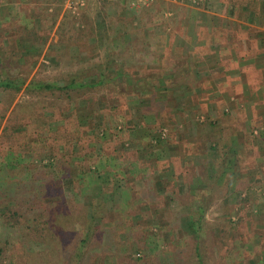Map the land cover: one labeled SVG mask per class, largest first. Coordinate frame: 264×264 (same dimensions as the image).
<instances>
[{
	"label": "rangeland",
	"instance_id": "obj_1",
	"mask_svg": "<svg viewBox=\"0 0 264 264\" xmlns=\"http://www.w3.org/2000/svg\"><path fill=\"white\" fill-rule=\"evenodd\" d=\"M108 64L123 74L71 96L24 89ZM0 76L23 80L0 90V163L91 159L113 183L83 264H191L201 204L207 264H264V0H0ZM41 114L48 145L32 153ZM23 231L8 249L43 264L48 241Z\"/></svg>",
	"mask_w": 264,
	"mask_h": 264
},
{
	"label": "trees",
	"instance_id": "obj_2",
	"mask_svg": "<svg viewBox=\"0 0 264 264\" xmlns=\"http://www.w3.org/2000/svg\"><path fill=\"white\" fill-rule=\"evenodd\" d=\"M108 67L109 64L99 68L98 78L93 82L82 80V73H77L63 85L37 81L29 82L24 89L37 93L61 91L71 96L91 87L106 85L110 80L113 81L123 74L120 69L109 72ZM22 85L23 80L17 81L9 76H0V90H19ZM52 116L53 114H41L34 121L36 123L34 134L39 138L29 149L32 153L41 152L47 147L46 139L43 138L47 135L43 136L41 129L42 126L51 123ZM53 138L55 139L54 136ZM9 151L11 153V149ZM23 159L7 158L0 163L2 166H0V218L3 229L9 231L4 238L0 236V259L5 258L9 264H23L19 262L18 253L13 248L8 249L9 245L13 244L11 229L17 227L22 230L28 229L27 232L21 233L24 243L27 240H34L39 244L48 241L45 246L48 247L46 249L49 252V259L43 264L88 262L87 252L96 232V222L109 206L107 201L111 198L112 181L95 167L91 159L84 161L66 158L61 161L48 156L46 159L39 158L36 163H25L22 162ZM223 166H228V163L222 166L215 165L221 169ZM217 172L219 171L216 169V174ZM157 176L161 178V175ZM207 179L205 178V183L209 182L211 186H215V182ZM66 183L72 185L73 195L66 192L64 188ZM92 183L96 192L91 195L90 201L83 202L77 199L76 195L85 194ZM52 196L59 198L50 199ZM203 212V204L197 207L190 206L189 218L185 221L187 224L185 227L191 229L193 235L191 264H207L201 244ZM178 217L181 215L176 214L174 219ZM29 250L31 247L27 245L26 249L23 247L26 255L24 264L39 263L38 260L31 261ZM179 255L177 254V257Z\"/></svg>",
	"mask_w": 264,
	"mask_h": 264
},
{
	"label": "built area",
	"instance_id": "obj_3",
	"mask_svg": "<svg viewBox=\"0 0 264 264\" xmlns=\"http://www.w3.org/2000/svg\"><path fill=\"white\" fill-rule=\"evenodd\" d=\"M107 2L121 1V0H102ZM148 0H129V4L133 8H138L142 2H147ZM65 4L68 8L78 9L85 5V0H65Z\"/></svg>",
	"mask_w": 264,
	"mask_h": 264
}]
</instances>
